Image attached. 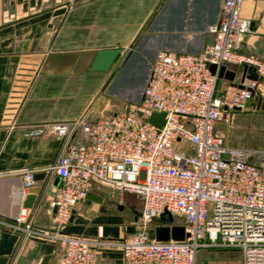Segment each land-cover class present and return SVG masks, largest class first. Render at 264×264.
<instances>
[{"label":"built area","instance_id":"obj_1","mask_svg":"<svg viewBox=\"0 0 264 264\" xmlns=\"http://www.w3.org/2000/svg\"><path fill=\"white\" fill-rule=\"evenodd\" d=\"M245 1H223L222 18L209 30L213 45L203 52L157 53L138 101L110 115L89 113L27 132L63 139L51 168L61 180L52 201L57 228L41 231L29 219L25 201L35 171H27L13 192L18 214L0 216V227L59 244L64 250L59 264H100L98 252L111 249L121 252L123 264H196L202 248L238 250L244 264H264V149L231 147L215 131L231 124L237 112L264 104V59L235 51L239 37L252 32L251 21L242 16ZM227 65L243 66L256 79L245 75L242 83L219 90ZM154 115L164 116L162 127L150 122ZM96 183L141 197L129 238L63 232ZM168 215L183 219L184 241L156 240L152 224L161 218L162 226L170 225Z\"/></svg>","mask_w":264,"mask_h":264},{"label":"crops","instance_id":"obj_2","mask_svg":"<svg viewBox=\"0 0 264 264\" xmlns=\"http://www.w3.org/2000/svg\"><path fill=\"white\" fill-rule=\"evenodd\" d=\"M223 1L146 0L141 5L138 0H0V216L18 214L13 192L21 187L27 171H35L36 183L29 195L37 199L27 208L29 219L41 231L56 230L52 201L61 180L51 168L63 139L50 133L26 134L36 126L76 121L89 113L94 118L93 113H100L92 108L101 97L102 113L109 108L110 100L103 93L111 79L108 71H90L100 50L119 49L120 56L127 53L126 67L136 60L146 65L149 60L148 79L157 53L199 54L213 45L209 30L222 18ZM242 16L251 21L252 32L239 37L235 51L264 59V0H246ZM151 22L155 27L146 34L144 44L133 46ZM245 75L243 66L223 67L218 89L242 83ZM90 193L97 199L78 204L64 233L116 241L133 235L142 205L137 211L126 200L128 193L97 183ZM63 257V248L55 242L0 227V264H59ZM97 260L123 264L117 249L101 250ZM196 264H244L243 254L202 248Z\"/></svg>","mask_w":264,"mask_h":264},{"label":"rangeland","instance_id":"obj_3","mask_svg":"<svg viewBox=\"0 0 264 264\" xmlns=\"http://www.w3.org/2000/svg\"><path fill=\"white\" fill-rule=\"evenodd\" d=\"M145 2L146 0H138V4L141 5H144ZM154 22L145 27V32L132 44L133 46L136 45L138 47L146 40V34L149 33L152 26L155 27ZM129 58L127 53L120 56L107 73L111 79L104 87L103 93L110 100V106L104 112V115H110L116 111L123 110L129 102L136 101L138 95L143 91L147 81V71L151 63L148 60L145 65V63L136 60L133 65L126 67ZM119 76L121 77L118 80ZM116 80L118 81L116 82V90L114 89L115 93L113 94V84ZM98 116L93 113L94 118ZM215 131L223 136L227 145L231 147L264 149V108L259 107L245 112H237L231 124H219L216 126ZM126 200L134 204L137 211L142 205V199L139 195L126 194ZM129 212L132 214L130 206ZM173 219L175 225L181 226L184 223L182 218ZM164 224L165 222L161 218H158L152 224V228L155 229Z\"/></svg>","mask_w":264,"mask_h":264},{"label":"water","instance_id":"obj_4","mask_svg":"<svg viewBox=\"0 0 264 264\" xmlns=\"http://www.w3.org/2000/svg\"><path fill=\"white\" fill-rule=\"evenodd\" d=\"M55 55V54H53ZM121 55V50L119 49H108V50H100L95 56L90 66L91 72H106L111 69L113 64L117 61V59ZM55 56H51V58H54ZM57 58V56H56ZM253 79H256L254 77ZM253 102H248V107H252ZM104 107V98L101 97L92 108V112L95 113H102ZM262 108H264V104H262ZM235 111H239V109H234ZM150 122L153 125H156L158 127H162L165 119L162 115H154ZM223 158H228L227 155H223ZM60 180V179H59ZM88 199L96 200L97 197L95 194L89 193ZM37 197L34 195H29L25 201V207L31 208L36 201ZM168 223L170 225L166 226H160L155 229L156 232V240L159 242H168L171 240L174 241H184L186 238V231L185 227L183 226H175L174 219L171 215H168L167 219Z\"/></svg>","mask_w":264,"mask_h":264}]
</instances>
